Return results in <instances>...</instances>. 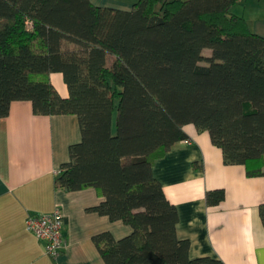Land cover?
Returning a JSON list of instances; mask_svg holds the SVG:
<instances>
[{
  "label": "trees",
  "instance_id": "1",
  "mask_svg": "<svg viewBox=\"0 0 264 264\" xmlns=\"http://www.w3.org/2000/svg\"><path fill=\"white\" fill-rule=\"evenodd\" d=\"M238 1L135 0L120 9L0 0V117L17 100L35 114L77 115L81 138L53 183L94 187L103 200L90 209L131 227L120 238L92 236L106 264H224L189 257L152 163L192 123L208 131L225 164L264 175V36L230 11ZM223 198L222 189L205 193L208 205ZM259 215L264 226V202Z\"/></svg>",
  "mask_w": 264,
  "mask_h": 264
},
{
  "label": "crops",
  "instance_id": "2",
  "mask_svg": "<svg viewBox=\"0 0 264 264\" xmlns=\"http://www.w3.org/2000/svg\"><path fill=\"white\" fill-rule=\"evenodd\" d=\"M135 0H91L100 6L129 9ZM249 28L264 36V0H239L230 7ZM61 96L68 95L60 72L49 75ZM185 139L173 143L152 163V173L178 213L176 234L189 241L191 258L210 256L224 264H264V175L249 176L242 164H225L222 151L206 130L183 126ZM76 114H35L29 101L17 100L0 117V264H106L92 236L110 231L115 238L131 227L90 208L103 200L94 187L65 191L54 187L69 145L79 141ZM264 171V167H263ZM224 198L208 205L207 190ZM63 215L65 244L57 257L45 253L42 240L28 231V215Z\"/></svg>",
  "mask_w": 264,
  "mask_h": 264
},
{
  "label": "built area",
  "instance_id": "3",
  "mask_svg": "<svg viewBox=\"0 0 264 264\" xmlns=\"http://www.w3.org/2000/svg\"><path fill=\"white\" fill-rule=\"evenodd\" d=\"M185 142L189 143V140L185 139ZM25 226L28 231L42 240L45 253L52 257H57L60 254L65 241L63 215L58 207L49 213L28 215Z\"/></svg>",
  "mask_w": 264,
  "mask_h": 264
},
{
  "label": "rangeland",
  "instance_id": "4",
  "mask_svg": "<svg viewBox=\"0 0 264 264\" xmlns=\"http://www.w3.org/2000/svg\"><path fill=\"white\" fill-rule=\"evenodd\" d=\"M124 1V0H123ZM126 1V0H125ZM204 54H210V50L209 49H204ZM203 64V63H202Z\"/></svg>",
  "mask_w": 264,
  "mask_h": 264
}]
</instances>
